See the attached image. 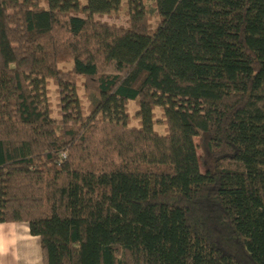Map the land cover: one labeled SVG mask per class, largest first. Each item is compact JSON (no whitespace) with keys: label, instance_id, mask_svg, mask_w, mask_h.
<instances>
[{"label":"trees","instance_id":"obj_1","mask_svg":"<svg viewBox=\"0 0 264 264\" xmlns=\"http://www.w3.org/2000/svg\"><path fill=\"white\" fill-rule=\"evenodd\" d=\"M6 222L43 264H264V0H0Z\"/></svg>","mask_w":264,"mask_h":264},{"label":"crops","instance_id":"obj_2","mask_svg":"<svg viewBox=\"0 0 264 264\" xmlns=\"http://www.w3.org/2000/svg\"><path fill=\"white\" fill-rule=\"evenodd\" d=\"M0 264H43L41 238L28 223H0Z\"/></svg>","mask_w":264,"mask_h":264},{"label":"rangeland","instance_id":"obj_3","mask_svg":"<svg viewBox=\"0 0 264 264\" xmlns=\"http://www.w3.org/2000/svg\"><path fill=\"white\" fill-rule=\"evenodd\" d=\"M82 5L86 4V0H80ZM94 20L99 21V22H104V23H113V24H118V25H124L127 26V18L125 17V14L120 13L118 15H116L115 17L113 16H109V15H101V14H96L94 15ZM152 27H151V31L153 32V30H155V28L157 27V24L154 22L152 23ZM68 66V65H67ZM49 95L51 98V104L53 107V111H54V116L59 119L60 118V111H61V104H62V98L64 97V95H61L60 91H59V87H57L55 85V83H50L49 84ZM80 92L83 93V90H81ZM83 102L85 104H87L86 100H83ZM129 108H130V113L132 116H135V112H137L138 107L136 104V101H131L129 103ZM140 118L138 117H134L131 120V125L134 126H139L140 125ZM155 130L158 131L159 133H165V124L163 121V113L162 111L157 108L156 110V124L154 126Z\"/></svg>","mask_w":264,"mask_h":264}]
</instances>
